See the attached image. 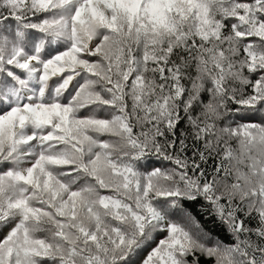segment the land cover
<instances>
[{
  "label": "snow or ice",
  "instance_id": "1",
  "mask_svg": "<svg viewBox=\"0 0 264 264\" xmlns=\"http://www.w3.org/2000/svg\"><path fill=\"white\" fill-rule=\"evenodd\" d=\"M0 233V264H264V0H0Z\"/></svg>",
  "mask_w": 264,
  "mask_h": 264
},
{
  "label": "trees",
  "instance_id": "2",
  "mask_svg": "<svg viewBox=\"0 0 264 264\" xmlns=\"http://www.w3.org/2000/svg\"><path fill=\"white\" fill-rule=\"evenodd\" d=\"M93 43H95V41H93ZM191 211L192 214L196 217V219H198L201 222V224L204 226L206 231H211L214 235L218 236L220 239L228 242L229 237L225 234L223 229L220 226H218L216 222H214V219H206L198 205L193 206ZM2 236L3 233H0V237ZM201 264H212V261L202 257Z\"/></svg>",
  "mask_w": 264,
  "mask_h": 264
}]
</instances>
